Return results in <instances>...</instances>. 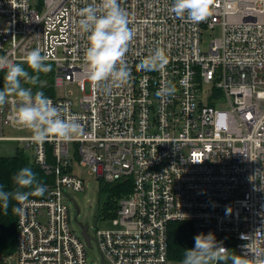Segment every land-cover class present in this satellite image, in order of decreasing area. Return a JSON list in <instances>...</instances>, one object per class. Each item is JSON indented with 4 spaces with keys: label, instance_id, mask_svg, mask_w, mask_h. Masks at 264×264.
Listing matches in <instances>:
<instances>
[{
    "label": "built area",
    "instance_id": "2783aa9c",
    "mask_svg": "<svg viewBox=\"0 0 264 264\" xmlns=\"http://www.w3.org/2000/svg\"><path fill=\"white\" fill-rule=\"evenodd\" d=\"M91 2L0 0V55L23 64L39 48L51 69L26 88L42 91L81 126L69 139L11 137L7 129L27 128L11 119L14 94L0 103V141L24 143L33 165L52 177L41 198L17 202L16 250L0 255V264H87L63 199L64 187L86 188L74 162L102 184L130 189L116 200L117 228L91 238L98 264H170L171 222L191 224L194 236L212 232L228 254L264 264V0H209L199 22L171 12L172 0H119L137 26L127 57L135 72L123 83L88 79L77 21ZM216 29L202 48L204 34ZM156 49L165 62L142 68ZM64 84L82 96H55ZM164 85H175L167 98L156 95Z\"/></svg>",
    "mask_w": 264,
    "mask_h": 264
},
{
    "label": "clouds",
    "instance_id": "9594fccd",
    "mask_svg": "<svg viewBox=\"0 0 264 264\" xmlns=\"http://www.w3.org/2000/svg\"><path fill=\"white\" fill-rule=\"evenodd\" d=\"M170 11L184 16L191 22H199L209 13V0H172ZM132 14L120 5L119 0H92L79 10L78 31L85 37L83 60L87 66L88 79L93 83L107 82L113 78L123 83L132 77L135 65L128 59V52L137 35V26ZM48 57L34 48L22 57L34 72H48L50 64L44 63ZM165 62L162 50L156 49L141 60V67L154 70ZM22 63H14L0 55V71L4 73L5 85L0 88V103L6 99V93L17 98L11 119L15 125L30 130L34 141H43L49 137L69 139L80 130L76 116H62V109L42 91L33 92L22 86V79H32ZM175 92V85H164L156 95L167 98ZM198 162V161H194ZM16 190H5L0 185V208L7 210L10 200L26 202L33 193L43 195L46 187L36 181V174L30 167H22L12 176ZM28 189V190H24ZM15 211L19 207L13 206ZM194 244L185 248L181 264H209L210 261H231V264H252V258L243 253L228 254L221 241H217L212 232L194 236Z\"/></svg>",
    "mask_w": 264,
    "mask_h": 264
},
{
    "label": "trees",
    "instance_id": "16d2710c",
    "mask_svg": "<svg viewBox=\"0 0 264 264\" xmlns=\"http://www.w3.org/2000/svg\"><path fill=\"white\" fill-rule=\"evenodd\" d=\"M30 77H35V80L27 79L23 87L29 85L36 86L38 81L47 78L46 72H34L30 67L24 66ZM4 73L0 72V88L5 85ZM22 167H30L36 174V181L39 184L45 185L52 180L51 176H46L43 171L37 166H30L28 158L23 150L16 151L14 155L0 157V185H3L5 190H16V185L12 181V176ZM101 191L106 194L107 201L103 205V216L105 218L113 217L116 208V200L125 196L130 189L125 182L115 184H102ZM28 190V189H24ZM44 195V194H43ZM43 195L35 194L29 196L28 199H39ZM14 205L17 206V201L10 200L7 210L0 208V255L9 256L16 250V211ZM101 208V207H100ZM101 215V209L99 211ZM168 242V259L170 262L181 263L185 248H190L194 244L193 229L191 224L184 222H171L168 224L167 231ZM232 252V250H230ZM226 263H229L226 261Z\"/></svg>",
    "mask_w": 264,
    "mask_h": 264
},
{
    "label": "rangeland",
    "instance_id": "374dc122",
    "mask_svg": "<svg viewBox=\"0 0 264 264\" xmlns=\"http://www.w3.org/2000/svg\"><path fill=\"white\" fill-rule=\"evenodd\" d=\"M219 36V31L216 29L212 32H206L204 34V44L202 48L206 47V45L210 42L211 39L216 38ZM36 87V86H35ZM37 89V88H36ZM55 96L69 94L71 99L79 98L82 96V93L77 90L75 86L72 84L70 85H63L61 87H56ZM6 134L11 137H28L30 135L29 129H7ZM25 150L24 143L16 142V141H0V157L2 156H11L14 155L16 151ZM24 154L28 158L29 165L32 166L33 164V157L32 151L25 150ZM73 174L80 177L85 185L86 188L83 192H74L71 189H67L66 187L63 188V191L66 193V197H64V201L66 204L69 205L70 211V219L69 225L71 229L75 231L76 234L80 235V228L79 223L82 225H87V234L90 238H93L95 231L98 230H114L117 227L113 226L112 224V217L105 218L103 216V205L107 201L106 194L101 191L100 187L102 186V182L95 177L88 175L87 171L84 168L78 167V165L74 162L73 163ZM234 197L237 198L238 195L234 194ZM79 210V214L74 219V214L76 212V208ZM101 209V216L100 219L97 221L96 225H93V222L96 219L95 210L97 208ZM194 238V235H193ZM86 259L87 264H98L99 260V253L97 251L96 245L93 241H91V248L86 247ZM212 261L209 262V264ZM170 264H181L176 262H170Z\"/></svg>",
    "mask_w": 264,
    "mask_h": 264
},
{
    "label": "water",
    "instance_id": "95a60500",
    "mask_svg": "<svg viewBox=\"0 0 264 264\" xmlns=\"http://www.w3.org/2000/svg\"><path fill=\"white\" fill-rule=\"evenodd\" d=\"M45 83V82H42L41 85ZM76 208V212L74 214V219H76V214L78 213V208L75 206ZM97 211V210H96ZM93 225L95 226L96 225V221L93 222ZM87 225H82L81 223H79V228H80V236L81 238L83 239L86 247H89L91 248V238L89 237V235L87 234ZM220 263H223L222 261Z\"/></svg>",
    "mask_w": 264,
    "mask_h": 264
},
{
    "label": "crops",
    "instance_id": "0c3cea01",
    "mask_svg": "<svg viewBox=\"0 0 264 264\" xmlns=\"http://www.w3.org/2000/svg\"><path fill=\"white\" fill-rule=\"evenodd\" d=\"M24 151V150H23ZM25 152V151H24ZM15 253V252H14ZM14 253L12 255H9V257H14Z\"/></svg>",
    "mask_w": 264,
    "mask_h": 264
}]
</instances>
